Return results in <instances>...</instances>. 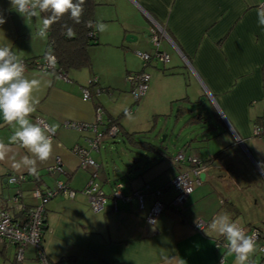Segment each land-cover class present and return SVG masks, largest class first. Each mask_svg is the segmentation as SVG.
Instances as JSON below:
<instances>
[{"label": "crops", "instance_id": "0c3cea01", "mask_svg": "<svg viewBox=\"0 0 264 264\" xmlns=\"http://www.w3.org/2000/svg\"><path fill=\"white\" fill-rule=\"evenodd\" d=\"M261 1L95 0L93 22L108 27L103 33L96 32L97 44L88 48L90 66L60 75L40 72L29 64L44 55L48 45L47 36L39 35L43 15L24 17L12 9L10 0H0V16L5 21L0 24V44H11L24 61L29 78L50 81L36 93L39 103L29 119L33 123V118L40 116L55 129L52 154L47 161L38 162L36 173L27 174L19 184L20 199L28 208L33 207L38 200L32 197V188H53L57 179L75 190L73 197L57 194L45 203L43 247L50 264H218L221 256L225 264H234V254L223 245L216 246L227 240L211 230L213 218L227 213L246 234L250 235L253 226L264 232V172L260 168L264 164V137L252 135L253 125L264 119V27L257 20ZM155 24L166 34L160 37L159 49L167 54L168 61L144 63L137 53H153L148 35ZM128 33L134 34V40H125ZM141 70L151 79L144 95L132 103L137 104V111L142 107L159 115L176 101V112L184 109L181 118L196 116L190 121L186 118L183 126L202 122L210 130V144L207 137L202 141L186 137L177 151L197 156L206 167L200 184L180 212L166 209L154 223L145 220L152 194L158 191L156 198L169 203L175 195L170 178L177 167L187 166L174 163L177 152L171 153L168 144L159 143L137 153L131 163H124L127 172L132 167L135 170L125 179V172L119 171L112 157L110 162L102 157L105 145L99 146V142L107 139L103 138L106 134L100 135L89 155L98 165L95 182L106 195V202L101 210L93 211L82 192L91 169L82 167L72 151L76 144L87 146L86 138L93 134L62 125L66 120L92 122L99 107V132L103 123L119 115V126L125 129L119 108L131 104L132 98L128 96L125 104L116 108L113 99L124 96L118 93H131L133 82L126 76ZM94 76L91 99L84 100L81 88ZM203 102L213 111L208 124L201 113L192 114L193 109L186 104ZM132 109L129 106L126 112ZM13 131L0 118V141L7 143ZM12 149L10 158L0 161V210L15 213L11 202L15 186L8 183L7 176L27 173L13 164L31 154L19 143ZM57 157L63 169L59 175L48 171ZM115 183H121L125 195L147 185L143 208L135 198L114 201L111 193ZM197 218L205 223L202 228L197 227ZM260 243L259 238L250 257L252 264H264ZM0 264L39 261L33 246L27 245L22 260H17L15 247L8 245L0 246Z\"/></svg>", "mask_w": 264, "mask_h": 264}, {"label": "built area", "instance_id": "2783aa9c", "mask_svg": "<svg viewBox=\"0 0 264 264\" xmlns=\"http://www.w3.org/2000/svg\"><path fill=\"white\" fill-rule=\"evenodd\" d=\"M264 5V0L259 4ZM166 35L165 32L155 24L153 28L149 30V41L154 46L153 53L138 52V56L142 59L144 63L150 62L152 59L159 60L161 62H167L168 56L165 52L159 49L160 37ZM46 55L34 60L32 62L33 68L36 70L46 73L53 72L55 68L50 67L48 61L45 59ZM55 57V56H54ZM56 66V64H55ZM63 75L62 73H58ZM126 78L133 82V88L131 94L134 100H138L146 92L149 81L151 79L150 74L141 70L138 73L128 74ZM96 82V77L94 76L91 81L82 86L81 92L84 100L91 99V90L90 85ZM259 124L253 125L252 135L256 137H264V119ZM33 123H38L42 127L51 128L50 125L40 116H35L33 118ZM99 124H102L101 120V110L99 107L96 109V115L92 122L80 123L75 121L66 120L63 122V126L66 128H75L80 130H88L93 135L86 138L87 146L74 145L72 151L79 158L80 165L84 168H90V178L85 186L82 188V192L86 195L87 202L89 207L93 211H99L103 208L106 202V195L100 189L98 183L95 182V177L98 171L97 163L89 155V149L96 148L99 141ZM118 131V127L115 124H110L105 134L108 137L115 136ZM55 136V133L52 135V140ZM174 163L177 164H186L187 166L184 169L177 167L176 173L170 178L169 184L175 189V195L169 201V203L164 204L156 198L158 191H154L152 194L154 199L149 206L147 213L145 215V220L148 223H154L157 216L164 212L166 209H171L173 211L182 210L185 205V202L189 194L194 190L195 186L200 184L201 179L199 174L204 172L205 166L201 163V160L197 156L186 155L182 150L177 152L173 157ZM50 173L61 174L63 172L62 162L59 157H57L54 162L48 167ZM27 173L19 174H9L7 176L8 183L14 185L15 187L21 184L27 179ZM121 183H116L111 193V197L114 201L117 199L128 201L131 198H135L138 202L139 207L143 208L144 197H145V188H140L133 190L130 195H125L121 191ZM57 194H62L66 197H73L75 190L70 188L61 180H55V187H40L35 185L32 188L31 195L33 198L37 199L38 202L33 207L28 208L20 199V189L16 187L15 193L11 197V202L15 213L10 212L9 210L2 209L0 210V246L13 245L16 250V259L22 260L24 249L27 245H31L35 248L36 256L39 261V264H50L48 259L44 254L43 247V232L42 229V219L45 211V203L53 196ZM200 227L205 224L202 220H198ZM197 225V224H196ZM255 234V241L259 238L261 243L259 244V252L264 256V232L260 230L259 227H252L250 229V235ZM223 245L227 247V243L218 242L217 247ZM222 256L218 259V264H220ZM224 261V258H223ZM225 264V263H224Z\"/></svg>", "mask_w": 264, "mask_h": 264}, {"label": "clouds", "instance_id": "9594fccd", "mask_svg": "<svg viewBox=\"0 0 264 264\" xmlns=\"http://www.w3.org/2000/svg\"><path fill=\"white\" fill-rule=\"evenodd\" d=\"M86 0H10L12 9L24 17H40L47 13L39 29L40 37L48 35L51 25L68 15L75 23H80L85 11ZM257 20L264 27V5L257 8ZM5 21L0 16V24ZM66 27V35H75L71 27ZM91 34L103 33L107 25L100 21H88ZM45 59L50 67L55 68L56 58L49 52ZM50 85L44 78H29L24 61L12 50L11 44H0V118L14 129L7 143L0 141V161L10 158L12 145L19 143L31 155L21 156L13 167L26 169L30 174L37 171L38 162L47 161L53 151L52 135L54 128L42 127L32 123L30 115L36 110L39 96L36 93ZM264 172V164L260 165ZM196 224L200 227L198 218ZM211 230L227 240V248L234 254V264H252L250 257L256 251L255 234L248 235L227 213L219 214L210 224ZM220 264H224L221 258Z\"/></svg>", "mask_w": 264, "mask_h": 264}, {"label": "rangeland", "instance_id": "374dc122", "mask_svg": "<svg viewBox=\"0 0 264 264\" xmlns=\"http://www.w3.org/2000/svg\"><path fill=\"white\" fill-rule=\"evenodd\" d=\"M91 59L93 58L91 57ZM125 93L126 92L118 93L124 96H122L118 100L113 99V105L116 108L122 103L124 105L125 102L128 100V96L129 99L132 98V102H130L131 104H128L127 107L119 108V111H121L122 109V116L120 119L125 129L129 132H136L132 133L135 139L149 141L156 146H160L159 143L163 145L166 143L168 144L169 151L171 153L173 152L174 154L179 150L180 145L184 142L186 137L187 139L190 137H195L196 139H199V141H202V139L207 137V142L210 144V130L206 129L207 126H205L202 122H192L183 126V122L185 121L187 116H189L187 114V116L184 115L183 118H181L182 116H180L175 119L176 109L178 108L176 101H173L170 107L167 108V112L161 113L159 115L150 114L149 110H146L142 107L137 111L138 106L137 104H132L134 99L131 93H129V95ZM186 104L188 105V107L190 106L189 108L193 109L191 112L192 114L197 112L199 114L201 113L203 119L205 118L204 120L206 121V123H209L210 114L213 115V111L210 109V107H208V104H206L205 102H203L202 104ZM129 106L133 108V111L126 112ZM202 108L205 112H201V110H203ZM103 138L107 139V142H109V144H106L107 142H104V140L99 142V146L105 145L104 147H102L103 149H101L102 157L108 159L109 157H112L116 165L118 166L119 171L121 170L123 173L125 172L126 176H123L125 179L128 175H131V173H135L133 167L130 169V172H127V167L126 165H124V163H131V157H137V153H140L141 151L137 152L136 148L132 147V145L126 139L122 140L121 137L111 139L110 137L106 136ZM112 140H115V143H110V141ZM110 159L109 162L111 161ZM160 162L163 163L164 161ZM157 166L159 165H156L155 167ZM107 169L109 171L111 170L109 165ZM18 186L19 185H17L16 187ZM16 187L12 188V195L14 194Z\"/></svg>", "mask_w": 264, "mask_h": 264}, {"label": "trees", "instance_id": "16d2710c", "mask_svg": "<svg viewBox=\"0 0 264 264\" xmlns=\"http://www.w3.org/2000/svg\"><path fill=\"white\" fill-rule=\"evenodd\" d=\"M95 5H96L95 0H86L84 4L85 11L81 17L80 23L78 24L75 23L68 15H65L64 17L60 18L58 21L54 22L51 25V28L47 35L48 45L44 55H47L49 52H51L52 55L55 56L56 66L55 69L53 70L54 74H58V73L66 74L69 70L80 69L90 66L91 60H90L88 48L91 45L97 44V38H96V33L94 35L91 34L93 30L87 27V22L90 20L94 21L93 10ZM42 15L44 17L48 14L42 13ZM65 25L73 29L75 33L73 37L69 38L65 34L66 33ZM34 60L30 61L29 64L32 65V62H34ZM183 114H184V109L182 108L180 110L178 109V111L175 114V118H178ZM118 117L112 121H109V123L107 124L103 123L104 129L100 131L99 134L100 135L105 134L107 127L113 123L118 127V131L113 137L120 136L122 140L126 139L132 145V147L137 149V152L140 151H141L140 153L144 151L146 152L147 150H151L153 149V147H156V145H154L149 141L135 139L132 133H136V132H129L126 129L122 130V128L119 126L120 124L118 122ZM193 118H196V116H189L187 117L186 121H190ZM135 158L136 157H134V159ZM64 183L67 185L66 182ZM180 211L181 210L177 212ZM42 229L44 231L46 229L45 212L42 219Z\"/></svg>", "mask_w": 264, "mask_h": 264}, {"label": "water", "instance_id": "95a60500", "mask_svg": "<svg viewBox=\"0 0 264 264\" xmlns=\"http://www.w3.org/2000/svg\"><path fill=\"white\" fill-rule=\"evenodd\" d=\"M134 37H135L134 34H132V33H128V34H126V36H125V40H126V41H131V40H134ZM203 176H204V173H203V172L199 174V178H200V179H202Z\"/></svg>", "mask_w": 264, "mask_h": 264}]
</instances>
